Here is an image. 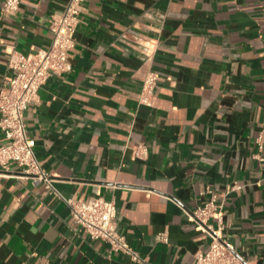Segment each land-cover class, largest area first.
<instances>
[{"label": "crops", "instance_id": "1", "mask_svg": "<svg viewBox=\"0 0 264 264\" xmlns=\"http://www.w3.org/2000/svg\"><path fill=\"white\" fill-rule=\"evenodd\" d=\"M66 3L20 0L5 14L0 0V88L9 53L47 49ZM67 61L24 111L35 157L63 197L113 200L140 261L91 239L11 164L0 168V264H191L210 244L189 218L206 190L223 205V237L264 264V0H82ZM148 72L151 107L138 101Z\"/></svg>", "mask_w": 264, "mask_h": 264}, {"label": "built area", "instance_id": "2", "mask_svg": "<svg viewBox=\"0 0 264 264\" xmlns=\"http://www.w3.org/2000/svg\"><path fill=\"white\" fill-rule=\"evenodd\" d=\"M19 2L20 0H3V13L14 12ZM81 2L82 0H67L63 12L50 17L48 30L52 40L47 49L29 55L13 51L9 53L8 67L11 75L8 82L0 88V133L7 140L0 145V168L8 170L11 164H15L24 175L33 177L35 182L52 190L68 207L71 220L91 239L101 240L109 245L111 252H121L129 256L132 262H138V254L117 231L115 202L100 195L88 199L60 195L53 187L51 177L41 169L34 154L35 141L28 137L26 131L24 111L37 99L40 87L49 76L71 69L67 54L75 45ZM157 80L158 76L153 72L144 76L138 99L140 104L153 106ZM132 154L135 159L144 160L147 148L144 144H137L133 147ZM236 188L237 186H233L231 189ZM206 193L210 195L207 202L193 211L189 218L210 238V244L206 252L194 255L191 264H246L234 245L222 235V203L210 190H206ZM159 240L165 242L166 238L160 235Z\"/></svg>", "mask_w": 264, "mask_h": 264}]
</instances>
